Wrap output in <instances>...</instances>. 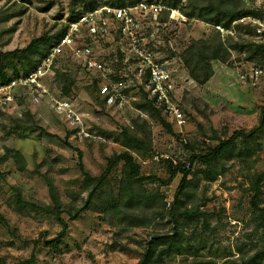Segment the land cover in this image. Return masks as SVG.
Wrapping results in <instances>:
<instances>
[{"label": "rangeland", "instance_id": "1", "mask_svg": "<svg viewBox=\"0 0 264 264\" xmlns=\"http://www.w3.org/2000/svg\"><path fill=\"white\" fill-rule=\"evenodd\" d=\"M110 1L0 0V51L23 48L34 38L54 35L67 26L72 11L85 12ZM180 1L187 21H171L161 30L157 50L168 60L175 96L187 118L181 132L171 123L168 130L144 111L140 105L146 100L137 90L126 108L107 105L99 94L96 74L69 57L60 58L47 85L54 98L71 100L92 138L80 139L75 124L56 110L50 97L36 103L20 93L14 112H0V259L7 264L32 256L35 264H137L153 235L176 229L183 233V243L192 245V254L176 255L168 260L170 264H241L264 248V230L250 191L251 175L264 172V123L260 126L264 49L256 52L261 43L253 29L237 23L236 33L225 41L230 56L224 62H211L213 75L203 85L189 76L182 62V54L193 41L221 39L214 24L199 16L206 5L231 6L246 12L244 16H257L255 12L263 17L264 0ZM121 44L112 35L92 46L99 57L116 59L114 71L131 74L133 66L121 64ZM254 66L263 70L258 80L241 78ZM6 70L14 76L10 64ZM254 127L258 129L249 139L237 138L216 161L191 163L189 195L182 205L171 207L180 174L169 185L148 180L128 184L119 163L77 218L72 220L64 211H74L87 197V192H79L83 181L79 163L91 176H100L108 157L124 148L121 133L125 128L143 142L141 149H130L140 164V176L166 179L168 161H154L155 152L186 161L191 153L205 154L209 145ZM45 177L52 179L64 204L61 216L68 229L61 237V226L53 216L15 202L19 191L27 201L50 205ZM123 187L139 196V207L119 205L111 210L107 207L110 200ZM257 204L264 207V185ZM185 210L191 215L183 214Z\"/></svg>", "mask_w": 264, "mask_h": 264}, {"label": "built area", "instance_id": "2", "mask_svg": "<svg viewBox=\"0 0 264 264\" xmlns=\"http://www.w3.org/2000/svg\"><path fill=\"white\" fill-rule=\"evenodd\" d=\"M171 21L185 22L187 18L180 7H170L162 0L139 1L132 5L115 6L99 4L82 12L76 19L68 22L66 31L49 48L40 64L28 74L13 77L8 83L0 85V112L12 113L18 107V95L31 96L33 102L42 97H50L57 111L75 124L80 139L92 138L84 126L81 115L69 98H54L47 85L55 75L57 63L62 57L77 61L88 72L96 74L99 94L107 105L124 109L134 99L136 90L143 93L146 101H151L161 115L180 129L186 126L187 118L176 96V83L168 65V60L160 55L161 30ZM249 25L259 43L264 44V16L247 15L234 20L224 27L216 24L222 41L236 33L235 25ZM115 35L122 43L119 47L122 65H132L131 74L114 71L116 59L105 60L97 54L92 43ZM263 74L259 66L250 67L241 75L251 82ZM186 143V140H183ZM156 162L170 161L177 164L178 159L168 153L155 152ZM190 168L191 162L184 161ZM170 202L168 201V205Z\"/></svg>", "mask_w": 264, "mask_h": 264}, {"label": "trees", "instance_id": "3", "mask_svg": "<svg viewBox=\"0 0 264 264\" xmlns=\"http://www.w3.org/2000/svg\"><path fill=\"white\" fill-rule=\"evenodd\" d=\"M139 2L138 0H113L110 1V5L115 6H126L132 5ZM180 2V3H179ZM108 3V2H107ZM106 3V4H107ZM183 2L180 0H175L173 3H167L170 7H180ZM181 9V7H180ZM204 12L200 13V18L203 21L212 23L214 25L220 24L224 27H228L231 23L247 14L244 11H235L233 7L223 6L219 7L213 3L206 5ZM82 12L72 11L69 16V20L72 21L76 19ZM252 14L259 16V13L252 12ZM188 16H192V13H187ZM66 27L59 30L58 33L51 36H41L32 39L25 47L17 48L9 51H0V85L8 83L13 77L28 74L30 71L35 69L41 62L42 58L45 57L49 51L52 43L57 40L66 31ZM218 32V31H217ZM220 35V34H219ZM264 45L260 44L257 46V51L263 50ZM230 56V49L225 44L222 39H217L214 43H209L205 40L193 41L182 54V62L188 71L189 76L198 84L203 85L207 82L213 75V68L211 62L213 60H218L224 62ZM6 64H10L14 72V76L8 75L6 70ZM65 92L69 90L66 87ZM27 96V95H25ZM140 107L148 112V114L153 119H158L163 126L167 127L171 131L170 123L164 120L160 111L153 105L151 101H146ZM264 123V115L261 117L260 126ZM258 127L252 128L247 133L243 131H235L230 137L225 140H220L215 145H209L207 147V152L205 154H195L191 153L190 157L187 159L191 163L199 160L204 164H210L220 157H222L225 152L231 147L237 138L249 139L256 131ZM46 132V131H44ZM50 135V133L46 132ZM122 146L124 147L118 153H114L107 159V165L103 173L98 177L91 176L85 171L82 162L79 163L81 173L83 174V181L80 186L79 192H87V197L85 203L77 207L74 211L67 208L63 209L64 204L60 199L59 193L52 179L45 177L47 184L49 196L51 199V204H41L27 201L18 191L15 195V202L21 208L30 209L34 211H41L48 215L53 216L56 221L60 224L61 230L59 231V236H64L67 229L68 223L62 218V210L66 211L70 218L73 220L83 212L88 204L93 200L97 194L98 188L105 181L109 173L115 168L119 163H122V173L123 180L130 183H141L145 180L151 182H157L161 185H169L172 180L180 174V180L177 185L176 191L173 195V200L171 202V207L174 208L176 205H182L184 198L188 197L189 191L188 186L190 184V169L185 167L184 161L178 159L177 164H173L168 161V177L166 179H161L155 175H149L146 177L140 176V164L137 163L133 157L130 149H141L143 146L142 140L130 131V129L125 128L122 130ZM54 136V135H53ZM80 154V153H79ZM167 162V161H165ZM264 185V172H259L251 175L250 180V191L253 192L251 204L257 210L258 217L261 220V226L264 230V207H259L257 204V198L261 193V187ZM92 186V187H90ZM77 193V194H80ZM141 200L136 193L131 192L129 189L126 190L122 188L119 196L113 197L110 200L109 207L111 210L118 209V206L135 208L139 207ZM70 207V205H69ZM190 211H184L183 214L191 215ZM175 226V228H177ZM183 233L177 229L173 233L167 234H155L146 243L143 254L139 259L137 264H170L169 259L176 255L192 254V245L184 244ZM0 264H7L4 259H0ZM10 264H35L33 256L24 261H19ZM192 264V263H191ZM195 264V262L193 263ZM241 264H264V248L257 251L254 255Z\"/></svg>", "mask_w": 264, "mask_h": 264}]
</instances>
